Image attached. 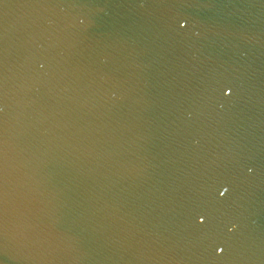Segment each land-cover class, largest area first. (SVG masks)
<instances>
[{
  "label": "water",
  "instance_id": "1",
  "mask_svg": "<svg viewBox=\"0 0 264 264\" xmlns=\"http://www.w3.org/2000/svg\"><path fill=\"white\" fill-rule=\"evenodd\" d=\"M0 264H264V0H0Z\"/></svg>",
  "mask_w": 264,
  "mask_h": 264
}]
</instances>
